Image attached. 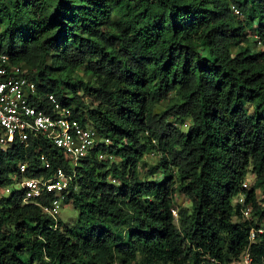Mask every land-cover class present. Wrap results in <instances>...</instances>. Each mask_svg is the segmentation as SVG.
I'll return each mask as SVG.
<instances>
[{
  "label": "trees",
  "instance_id": "obj_1",
  "mask_svg": "<svg viewBox=\"0 0 264 264\" xmlns=\"http://www.w3.org/2000/svg\"><path fill=\"white\" fill-rule=\"evenodd\" d=\"M0 24V51L29 66L39 104L54 93L108 142L74 168L41 136L0 150V184L63 168L64 204L78 211L64 224L14 186L0 197V264L239 256L256 223L234 198L264 217V45L247 32L264 36V0H0ZM150 154L158 161L144 172ZM177 196L190 208L175 217Z\"/></svg>",
  "mask_w": 264,
  "mask_h": 264
},
{
  "label": "built area",
  "instance_id": "obj_2",
  "mask_svg": "<svg viewBox=\"0 0 264 264\" xmlns=\"http://www.w3.org/2000/svg\"><path fill=\"white\" fill-rule=\"evenodd\" d=\"M257 46L261 47L264 38L255 37ZM42 100L37 81L30 76V68L25 63H16L10 54L0 51V150H6L13 142L28 143L32 137H44L55 144L64 154L72 168L81 160L88 158L95 147L107 142L97 128L89 122H83L74 114L73 104H62L57 96L50 92ZM108 143V142H107ZM107 155L100 153L99 158ZM45 168H50L46 155L41 156ZM27 164H20V171H26ZM16 183L0 184V197L10 195L15 188L24 189V202L38 205L44 213L54 218L61 215L64 206L63 190L68 187L72 176L63 168H58L50 176L23 177ZM14 186H16L14 188ZM49 202L44 201V197ZM244 202L243 198L239 199ZM242 214L248 219H257L253 216L251 204L244 205ZM264 233V217L257 229H252L250 239L255 241L257 235ZM238 264H253L248 250L244 252ZM214 264H220L212 257Z\"/></svg>",
  "mask_w": 264,
  "mask_h": 264
},
{
  "label": "rangeland",
  "instance_id": "obj_3",
  "mask_svg": "<svg viewBox=\"0 0 264 264\" xmlns=\"http://www.w3.org/2000/svg\"><path fill=\"white\" fill-rule=\"evenodd\" d=\"M5 25L0 24V31L3 30ZM255 28L257 27V25L254 26ZM250 30H247V32H249L250 36H255L257 35V33L255 31H252L253 29L249 28ZM85 79H87V76H84ZM147 164L146 166L144 165V167L142 168V171L146 172L147 169L149 167H151L153 164H156V162L158 161V155L157 154H150L147 155ZM117 160H119V157H116ZM251 174V173H250ZM254 182V177L251 180H247V185L251 186ZM258 195L260 196V190H257ZM176 205L178 207H182V208H190V201L188 200L187 197L184 196H177L175 199ZM78 216V211L70 204H66L62 207L61 209V216L60 219L64 224H68L71 225L73 223V221L77 218Z\"/></svg>",
  "mask_w": 264,
  "mask_h": 264
},
{
  "label": "clouds",
  "instance_id": "obj_4",
  "mask_svg": "<svg viewBox=\"0 0 264 264\" xmlns=\"http://www.w3.org/2000/svg\"><path fill=\"white\" fill-rule=\"evenodd\" d=\"M256 36H259L258 34L257 35H255L254 36V39H256L255 37ZM253 37V36H252ZM261 38H264V36H260ZM257 41V40H256ZM263 45H264V42H263ZM262 45V46H263ZM258 47V46H257ZM259 48V47H258ZM252 179V177H251V175L246 179V182H247V180H251ZM245 182V184L247 185V183ZM248 186V185H247ZM259 196V195H258ZM240 198H243L244 199V202L242 203V202H240L239 201V199ZM246 202V200H245V196L244 195H241V196H237V197H235L234 198V200H233V203H234V205H236V204H241L242 206L240 207V211H241V215H242V219L243 220H254V222L256 223V226H253L252 228H251V230H250V236H251V232H252V229H257L258 227H259V223L261 222V219L263 218V217H259V216H257L258 218L257 219H248V218H245L244 216H243V214H242V208L244 207V205H249V204H246L245 203ZM64 205H66V204H64ZM252 206V205H251ZM172 212H173V214H174V216L175 217H177L178 216V206L175 204L174 206H173V208H172ZM61 216V215H60ZM59 216V217H60ZM253 216H254V213H253ZM255 216V217H256ZM58 217V218H59ZM240 218L241 217H239L237 214L236 215H234V217H233V220L234 221H239L240 220ZM263 234V233H262ZM262 234H259V235H262ZM250 236H249V245L246 247V248H244L243 249V251L239 254V256L238 257H236V258H233L232 259V261H230V262H227L226 260H222V259H220V258H218V257H216V256H213V255H207L206 256V258H207V260L211 263V264H214L213 262H212V257L213 258H216L217 259V261L220 263V264H238L239 263V261H241V259H243L242 257H243V255H244V252L246 251V250H248L249 251V253H250V255H251V257H252V261H253V264H258V263H255L254 262V257H253V254H252V252H251V250H250V246H251V244H253V243H256L257 241H258V239H255V241H252L251 239H250ZM258 236V235H257Z\"/></svg>",
  "mask_w": 264,
  "mask_h": 264
}]
</instances>
